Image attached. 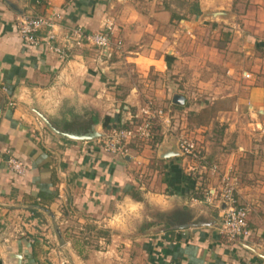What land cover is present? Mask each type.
I'll list each match as a JSON object with an SVG mask.
<instances>
[{"label":"crops","instance_id":"crops-1","mask_svg":"<svg viewBox=\"0 0 264 264\" xmlns=\"http://www.w3.org/2000/svg\"><path fill=\"white\" fill-rule=\"evenodd\" d=\"M194 4L201 15H189ZM57 12L63 13L64 25L89 33L112 25L114 38L123 43L121 56L101 64L96 50L84 49L63 64L25 47L17 18ZM216 13L225 15L210 16ZM244 13L245 25L238 21ZM210 26L229 27L234 35L247 31L251 38L245 35L243 45L264 47L249 32L264 29V0H0V264H17L15 255L22 264H83L87 244L68 242L61 223L74 215L80 231L99 229L126 197L141 205L136 217L146 225L133 235L127 227L112 232L131 240L127 253L120 254L131 264H264V66L261 82L227 95L230 105L220 108L231 111L219 120L224 130L206 141L210 160L220 166L214 164L217 174L209 160L210 167L203 168L182 155L163 158L176 152V141L162 139L150 149L152 158L132 153L119 158L103 152L97 139L83 142L57 134L38 116L60 132L86 134L95 126L102 135L119 121L130 127L128 114L142 109L145 95L164 102L170 93V105L182 110L172 102L180 94L174 92L171 70L189 43L198 50L202 44L183 41L188 36L199 41ZM6 153L26 165L24 176L9 170ZM224 174L236 179L238 202L252 210L253 236L235 245L221 235L219 211L206 201L208 191L219 190ZM186 219L194 227L173 230L187 225Z\"/></svg>","mask_w":264,"mask_h":264},{"label":"rangeland","instance_id":"rangeland-1","mask_svg":"<svg viewBox=\"0 0 264 264\" xmlns=\"http://www.w3.org/2000/svg\"><path fill=\"white\" fill-rule=\"evenodd\" d=\"M246 15V13L239 15L238 21L240 24L246 21ZM243 24L245 25L246 23ZM228 28L229 27H227V29L215 28L210 26L208 29L200 32L199 41L189 36V41H183L185 43H202L199 50L196 45H191V43H189L188 52L178 58L175 68L171 70L176 73L174 76L171 75L172 77L170 80L172 81L175 79L173 81L177 87L173 90L186 98V106L184 105L182 110H178L176 107L171 106L169 100L172 94L170 93L169 99L163 100L164 102H155L157 98L145 95L147 99L145 98L146 100L142 108L151 106L150 108L153 110L162 109L169 115L170 124L169 126H164V124H161L159 121H155L153 126L154 139L148 141L135 140L131 142L126 145V148L129 150L128 154L132 153L137 156L145 154L147 155L146 158H152L153 155L150 153V149L154 148L157 139L161 141L165 139L167 141L178 142L180 137H187L197 144L202 154L211 162L212 166L217 164L216 162H212L207 154L206 141L211 140L210 138L214 139L219 137L221 135V130H224L223 127L220 126L219 120L224 113H229L231 111L220 110V108H227L230 105V99H226L227 95L240 94V92L246 90L247 87L252 86V83L256 84L257 82H261L262 80L259 81V78H263V76L260 71L262 70V66H264V47L255 48L256 42L254 46L246 47L243 45V42L245 35L249 36L248 32L244 31L243 33L246 34H243V36L242 33L234 35V33L226 31ZM240 29L242 28L240 27ZM249 32L257 36L258 42H264V29H262V26L261 28H257L256 26L255 30ZM249 37L251 38V36ZM199 54L202 57L199 56ZM220 56H224L223 60L226 62V65L221 61ZM202 60L204 62H202ZM247 74L250 75L251 79L245 77ZM254 80H256V82H254ZM142 116L141 114L139 119L133 122V125L136 126L142 123ZM209 146H211L210 143ZM211 149L212 148L209 147V151ZM217 166L220 167L218 164ZM245 169L249 170V168ZM141 171L143 172V169H141ZM218 172L219 168L217 169V173ZM225 175L227 174L223 176ZM228 176L233 178L231 175ZM143 177L146 181L150 178L148 175H143ZM68 210H70V208H68ZM117 211L116 209L112 212L113 214L106 218L105 222L98 224L100 226L99 229H92L90 227L88 230L84 229L80 231V228H78L77 224L74 222V215H69L66 222L63 224L61 223L60 228L65 230V239L68 242L80 240L83 241L84 244H87L85 245L87 249L84 251L88 249L89 251H86L84 253L85 255H81L84 259L87 258V261L83 264H125L124 259L127 261V264H131L127 259L128 256L120 255L127 253L125 250H129L131 240H124L125 238L122 239L118 237V234L112 236V232L118 233L121 232L123 228L127 227V231L126 229L124 230L133 235L135 232L134 230L145 228L146 225L140 220V216H134L128 218L123 226H114L111 224V221ZM147 212H149L148 209L146 213ZM152 214L158 215L156 212H152ZM65 215L68 217V212H66ZM227 243L229 245H235V242ZM239 243L243 242L240 241ZM125 244L129 247L127 248ZM121 246H123V248Z\"/></svg>","mask_w":264,"mask_h":264},{"label":"built area","instance_id":"built-area-1","mask_svg":"<svg viewBox=\"0 0 264 264\" xmlns=\"http://www.w3.org/2000/svg\"><path fill=\"white\" fill-rule=\"evenodd\" d=\"M63 21L62 12L42 16L26 13L20 15L16 20L17 33L25 47L38 50L46 55H53L63 64L70 62L78 52L84 49L96 50L101 64H108L115 57L121 56L123 43L114 38L112 25H107L102 31L89 33L83 27L66 26ZM245 77L251 78L249 74ZM14 106L13 102L9 103V107ZM150 107L142 108L135 115L128 114L130 127L111 126L107 133L96 140L102 151L114 157L125 158L129 152L126 145L135 140L148 141L152 139L155 121L169 126V115L162 109L153 110ZM120 113L121 111L117 110V114ZM141 114L143 115L142 123L133 125V122L139 119ZM177 146L182 156L201 163L203 168L210 167L209 161L193 140L180 137ZM6 157V165L9 170L17 176H24L26 165L9 153H6ZM211 169L217 173L216 166H211ZM206 201L213 203L219 211L220 233L227 241L242 242L253 236L248 227V215L251 208L238 202L235 178H230L228 175L223 176L219 190L208 191ZM67 263L66 260L61 262V264Z\"/></svg>","mask_w":264,"mask_h":264},{"label":"water","instance_id":"water-1","mask_svg":"<svg viewBox=\"0 0 264 264\" xmlns=\"http://www.w3.org/2000/svg\"><path fill=\"white\" fill-rule=\"evenodd\" d=\"M225 14L223 13H216V14H212L210 15L212 18H221V17H224ZM102 69H105V67L103 66ZM173 104L176 105V106H184L185 103H186V100L183 96L181 95H175L173 97ZM2 108H3V102L0 104V115H1V112H2ZM39 118H41V120L50 128L52 129L54 132H56L57 134H61L62 136L68 138V139H72V140H76V141H83V142H90V141H93V140H96V139H99L103 136V134H98V132L95 130V126L89 131L87 132L86 134H73V133H64V132H60L58 130H56L54 127H52V125L50 124V122L48 121V119L44 116H42L41 114L39 115ZM182 155L178 146L176 148V152L173 151V152H170V153H167L164 155L163 158H169V157H175V156H180ZM48 213V211H46ZM188 227H194L193 225H178V226H174L173 227V230H184ZM57 235L59 236L60 235V232L59 230L57 229ZM14 260L16 261L17 264H22V257L20 255H15L14 256Z\"/></svg>","mask_w":264,"mask_h":264},{"label":"clouds","instance_id":"clouds-1","mask_svg":"<svg viewBox=\"0 0 264 264\" xmlns=\"http://www.w3.org/2000/svg\"><path fill=\"white\" fill-rule=\"evenodd\" d=\"M116 208L118 211L113 217L111 224L119 227L123 226L128 218L138 215L141 205L126 197L122 202L116 204Z\"/></svg>","mask_w":264,"mask_h":264},{"label":"trees","instance_id":"trees-1","mask_svg":"<svg viewBox=\"0 0 264 264\" xmlns=\"http://www.w3.org/2000/svg\"><path fill=\"white\" fill-rule=\"evenodd\" d=\"M189 15L191 16V15H194V16H199V15H201V11H200V9L198 8V5L197 4H194V5H192L191 6V8H190V10H189ZM172 19H176V20H182V19H185V16H179V15H175V14H172ZM227 35H230V34H227ZM108 123H110V120L109 119H107L106 120V125L108 124ZM120 128H126V125H124V126H122L121 125V122L119 121V125H118ZM89 130V126H87V128L84 130V131H88ZM152 134H153V138H152V140L154 139V130H152ZM161 142V140H158L157 139V141H156V143H155V145H154V147L158 144V143H160ZM134 199H139V197H137L136 195H133L132 196ZM66 211H65V213L66 212H69V210H67V209H65Z\"/></svg>","mask_w":264,"mask_h":264},{"label":"flooded vegetation","instance_id":"flooded-vegetation-1","mask_svg":"<svg viewBox=\"0 0 264 264\" xmlns=\"http://www.w3.org/2000/svg\"><path fill=\"white\" fill-rule=\"evenodd\" d=\"M188 222L190 223V219H186L185 222H183V223H187L188 224Z\"/></svg>","mask_w":264,"mask_h":264}]
</instances>
